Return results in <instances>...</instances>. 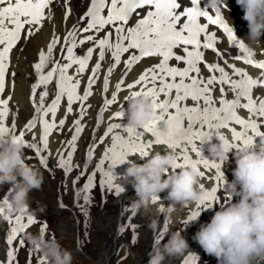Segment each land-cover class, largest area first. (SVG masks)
<instances>
[{"label": "snow or ice", "instance_id": "snow-or-ice-1", "mask_svg": "<svg viewBox=\"0 0 264 264\" xmlns=\"http://www.w3.org/2000/svg\"><path fill=\"white\" fill-rule=\"evenodd\" d=\"M50 3H52V0H0V46H3L0 47V93L5 90V74L8 71L9 52L17 41L21 39L22 31H26L29 35L32 34V29H26V25L40 24L45 16L44 10L49 7ZM67 4L68 0H64L61 7H67ZM190 4L191 6L182 9V5L178 0H110V3L109 0H91V7L85 13L86 16L90 17V22L86 21V28L83 31H91L93 29L99 31L105 25L115 26V43H110L107 38L99 39L98 41V48L100 49L99 59L101 61L104 60L105 50H108L111 52L113 60V63L108 67L107 75L103 78V91H108L109 77L112 75L116 65L121 63L122 54L129 53L128 58L124 62V68L129 71L141 57H162V60L155 67L147 69L135 82L126 85L129 90L135 89L136 85L142 86L139 91H131L132 98L148 95L156 101V108L159 110V114H157L154 121L143 128V131L150 133L151 137L145 139L142 131L126 129L121 123H109L107 131L103 133V137L113 134L111 136L112 143L104 150L99 163L103 166L105 160L110 162L107 170L104 171L101 168V171H104L109 190L115 188L117 195L122 193L124 188L118 183H111L117 178L113 169L117 165L124 164L128 155L133 153L148 155L153 144H163L167 145L169 149L177 151L179 154L178 166L202 164L206 169L215 170L217 173L215 177H207L214 181L215 186L207 190L206 201L215 200L217 199L216 193L222 182L223 173L219 163L210 162L204 158L202 151L204 146L213 137L220 135V129H227L229 121L232 120L235 121V124L242 126L241 131H237L235 127L230 129L234 141L241 142L246 147L252 145L254 139L253 136L249 135V130L254 134V137L264 138V131H261L260 124L255 119L246 121L238 116L235 111L237 108L247 109L254 117L264 118V99L257 101L252 95L254 86H264V71L260 73V78L254 79L247 73L241 72L239 68L228 65L232 67L233 75L243 77L240 80H235L229 76L224 67L216 63H208V71L219 73L218 77L216 75L208 77L190 75L191 73L199 74L201 72V69L197 66L198 62L205 59L204 52L201 49H212L215 51L216 33L209 31V25H216L218 29H222L223 33L227 35L228 41L239 52L246 54L245 56L237 55L235 59H243L245 64L254 65L260 70H264V60L256 61L253 59V52H249L244 43L237 39L233 28L225 22L220 10L215 11L213 16L209 13L206 6L201 7V0H190ZM146 6V12L141 15L138 10L145 9ZM105 7L108 8L106 17L101 14ZM182 17L186 18V20H182ZM201 17L206 20V23L201 24L198 22ZM49 18L51 17L49 16ZM130 20L133 22L131 26H129ZM117 22L120 23L117 24ZM77 31L78 25L74 24L72 30L65 37L66 42L70 43V46L66 49L68 63L60 65L58 61L52 60L53 48L59 43V39L54 36L52 42L48 45L47 53L41 51L39 62L34 64L39 82L32 86L33 96H35L36 89L40 88L41 84L50 83L54 74L59 73V93L52 100L50 106L46 109L44 107L45 99L49 95L47 88L40 92L39 100L36 102L35 111L37 114H42L43 116H48L49 113L52 114L51 123L47 119L42 121L43 134L39 142L42 143L43 147L39 146L35 135L28 140L25 139V131H20L17 134L14 121L10 128L5 125L4 121L9 111L8 99H0V143H5V138L9 135H11L13 141L23 140L25 147L34 151L35 158H38L39 163L45 168H49L48 156L41 155V153L47 151L50 132L57 127L62 129L65 125V119H60L59 125H57L55 120L56 109L61 97L67 94V113H72V105L76 101H87L92 95V85L95 83L101 68L100 63L95 64L92 69V77L88 80L87 89L84 91L83 96L77 95L76 90L80 87L79 82H72V77L67 75L68 69L72 68L73 65H79L78 72H84L93 53V49L88 48L87 54L83 58L77 57L74 49H76L78 43H84V41L76 40ZM201 34H204L203 44L201 43ZM108 36L111 37L112 32H109ZM87 39L92 41L94 38L89 36ZM189 45L193 46L192 50L187 47L183 48V53H186V55H177L174 52V49ZM130 50H138L139 54L130 52ZM61 51L63 52L64 49H61ZM173 58L176 61H183L187 66L183 69L170 67L169 61ZM49 63H55L57 67H53L45 75L44 69ZM225 64H227V61H225ZM126 74L127 72H125ZM12 75L14 76L15 73H12ZM166 77H171L172 82H167ZM177 78H180L178 83L175 82ZM185 78L190 82L186 83ZM157 81L160 82L158 87ZM124 84L123 79L115 84L116 92L111 94L110 99L104 100V109L102 111L117 102L116 93L122 90ZM217 85L220 86L218 89L220 106L213 107L215 102L211 93L217 89ZM225 85L230 86L229 90L235 93V97L231 100L224 98ZM173 89H175L174 98L165 99L161 97V93L164 94V97L173 95ZM242 97L246 99L247 103H241ZM125 99H128V97L126 96ZM186 100L197 102V104L192 107L182 106V102ZM170 109L175 110L174 114L169 112ZM165 113H168V115L165 116ZM124 115L123 110L114 113L116 118H123ZM83 116L84 112L81 110L80 118L73 121L74 134L70 140L64 142L70 150L65 153L62 149H58L56 152L55 167L63 169L65 174L71 173L74 168L78 169L81 167V164L73 163V156L76 152V143L84 131L82 126ZM35 127L36 123L35 119H33L27 123L25 130L30 132ZM114 129H122L127 136L114 134ZM152 137L155 139H152ZM100 143H104L103 138H100ZM234 145L236 146V144ZM95 147L96 136L93 134L92 143L87 146L86 158L94 154ZM190 153H195L196 156L200 157V160L193 162L192 157L189 155ZM48 155H51V153H48ZM83 169L84 171H81L73 179L74 186L88 170L86 159L83 163ZM97 174V172H92L91 175L87 176L88 183L85 185V189H76V191L86 190L93 183ZM205 177L206 174L202 171L201 178ZM103 183L104 181L101 182L102 186ZM201 186L206 189V185L203 183H201ZM226 195L230 197L227 192ZM84 199L87 202L88 198L85 197ZM8 202V197H4L0 201V214L8 212V209L5 208ZM201 205H205V201L197 205L196 208L199 209ZM61 206L63 207L64 205ZM77 207L83 213L84 205L77 204ZM26 212L27 209L14 218V225L7 234L8 245H13V242L17 240L18 233L25 230L23 220ZM198 215L199 211H192L189 220ZM8 219L7 217L6 220ZM34 223V218L30 215L27 216V225ZM40 231H43V229H40ZM160 235L163 236V232ZM18 243L23 246L24 240L20 239ZM39 248V245H37V250ZM15 259L16 255L12 250H9L7 252L8 264H12ZM39 264H47V258L42 257Z\"/></svg>", "mask_w": 264, "mask_h": 264}, {"label": "bare ground", "instance_id": "bare-ground-1", "mask_svg": "<svg viewBox=\"0 0 264 264\" xmlns=\"http://www.w3.org/2000/svg\"><path fill=\"white\" fill-rule=\"evenodd\" d=\"M63 3L64 0H52L49 7L44 10L45 16L41 23L38 25H30L28 27L32 29V34L29 35L25 31L21 45L17 49L13 58L11 72L7 80L8 85L4 92L0 93V99H8L9 111L8 116L4 121L5 125L10 128L14 121L18 134L20 131H25L24 128L30 120L35 119L36 127L30 132L25 131V139L30 140L35 135L40 147H43L42 143L39 142L40 137H42L43 134L42 121L47 119L51 123L52 114L49 113L48 116H43L42 114H37L35 111L36 102L39 100V94L45 88L42 86L37 88L36 94L33 96L32 86L33 84L39 82V77L36 75L34 64L39 62V54L41 51L47 53L48 45L52 42L53 37L62 35L86 6V4L84 5L83 3H79L77 0H68L67 7H61V4ZM228 7L236 15H243L240 8L236 5L235 0H228ZM49 16L51 18H49ZM115 35V31L112 32L111 37H109L107 33L103 36V39L107 38L110 43H115ZM99 51L100 49H98L92 64L87 70H84V72L80 73L72 70L77 74L76 76L72 74V71L67 72V75L72 77V81H74V83L79 82L80 87L76 90V94L83 96L84 91L87 89L88 80L92 77V69L95 67L96 63L101 64L98 76L95 83L92 85V95L87 101H76L72 105L73 112L67 113V98L61 99V103L56 109L55 120L57 125H59V120L65 119V125L62 129L57 127L50 132L47 151L41 153V155L48 156L49 168L43 167L39 163V159L35 158L34 151L32 149L30 151L31 155L29 163L40 169L43 173L44 181L39 190H34L30 193V208L27 209L26 213H24L23 220V223H25V230L18 233L17 240H15L13 244H15V247L19 246L18 241L20 238L27 241L26 236L29 233L38 235V232H40L41 229L38 227V221L40 222L41 218L48 217L55 220L56 213L59 212V210H64L65 214H69V221L65 222L62 219L59 220L57 222V231L63 233L64 235H68L71 242L72 240H75L76 235L83 228V225L88 223V220H90L91 225L94 227V233L90 236H92V240H95V243H93L92 246L82 244L78 245L77 248H71L73 255L89 257L92 260L91 264H111V257L117 253L116 251L122 250L131 258L135 259L138 257L139 261L143 263L142 261L144 255H147V253L152 254L156 249L162 248L171 233L180 230V228L185 226L187 223L192 222L193 224H196V227L194 230H187L189 234L186 239L191 236L189 248L182 255H176L181 260V264H187V260L184 262L187 257H192L194 254L201 253L199 250L200 246L192 240V236L198 230L199 224L209 221L214 211L218 210V206L221 203H228L230 199L229 195H226V192L229 193L227 188V179L229 181L232 179L231 169L235 166L234 162L230 160L229 166L221 168L223 177L216 193L217 199L205 201V205L210 206L201 205V207L197 209L196 205H177L175 211L171 213L170 219L166 208L168 201L164 200V197L167 195L166 192L161 193V200L158 201V205L153 207L150 213L146 214L142 209H138L136 207L134 202V190L131 185L126 184L122 177L123 175L119 177L117 174L120 165H117L115 169H113L117 178L111 181V183H118L124 188V191L117 195L115 188L109 190V185L104 176V171L107 170V166L110 162L105 160L104 165L101 166L99 161L104 150L111 145V136L113 134L103 137V133L107 131L109 123H121L125 127V115L123 118H116L114 113L120 110H123L125 113L127 102L132 98L131 91H139L142 87L141 85H136L135 89L129 90L126 85L128 83L135 82L139 76L149 68V65L155 61H150L147 64H141L137 69L126 75L125 68L113 71L112 75L109 77L108 91L105 92L103 91V78L107 75V70L110 66L109 57L111 52L105 50V58L101 61L99 59ZM62 57V54L58 51H52V60L58 61L60 65L66 64L61 61ZM49 67H57V64H47L44 72ZM170 67H178L180 69L184 68L183 66ZM12 73H15V75L13 76ZM121 79L124 80L125 84L122 86V90L116 93L117 102L102 111V109H104V100L110 99L111 94L116 92L115 84ZM179 79L180 78H177L175 82L178 83ZM166 80L167 82H172L171 77H166ZM185 82L189 83L190 81L185 78ZM156 83L158 87L160 82L157 81ZM48 91L49 95L46 97L44 104L45 109L50 106L52 100L55 99L56 96L54 89L50 88ZM174 93L175 89H173V95L171 96L164 97L163 93L160 95L165 99H169L174 98ZM126 96L128 99H125ZM224 98L230 100V98ZM214 102L213 107L220 106L219 98H215ZM196 104L197 102L188 100L182 102V106L188 107L195 106ZM81 110L84 112L82 120L84 131L81 133L80 139L76 143V152L73 156V163H79L81 164V167L78 169L74 168L71 173L65 174L63 169L55 167L56 152L58 149H62L65 153L70 150L64 142L70 140L71 136L74 134L73 121L74 119L80 118ZM169 112L174 114L175 110L170 109ZM157 114H159L158 109ZM167 115L168 113H165V116ZM93 134L96 136L95 151L91 157L86 158L87 146L92 143ZM114 134L124 135L125 137L127 136L123 130L122 133H120L119 130L114 129ZM143 136L145 139H148L151 137V134L143 132ZM100 138L104 139L103 144L100 143ZM254 140H257V144L260 142L259 139L254 138ZM165 149L169 148L166 146ZM153 151L156 150H152L151 152L149 151V154ZM48 153H51V155H48ZM193 154L194 153H190L189 155L192 157L193 162H196L199 158ZM85 159L87 160V164L90 169L97 167H99L100 171L101 168L104 169V171H101L99 175L98 184H95V190H89L90 196L86 194L87 190L79 192L76 191V189H85L82 182L79 183L78 181L75 186L73 185V179L81 171H84L83 163ZM127 159L135 158L127 156L126 160ZM216 175L217 173L209 174L206 175L203 180L200 179L201 183L206 185V189H204L206 192L215 186L214 181L208 179L207 177H215ZM102 181H104L103 186L101 185ZM53 187L55 188L53 189ZM52 191H54L55 194ZM97 191L101 194L103 201L102 204L98 201L99 205L101 207H106L107 209L93 212L92 209L93 205L96 203V199L92 196H95ZM4 197H8L9 200L11 198V190L7 186L0 188V201H2ZM85 197L88 198L87 202L84 199ZM216 200L218 202L217 209H215L213 203ZM77 204L84 205L83 213L77 207ZM61 205L64 206L62 207ZM161 207H163V211L160 210ZM192 211H199V215L189 220V216ZM18 215H21V213L6 212L5 214H0V216H7L9 218L8 220H0V244L7 239V234L14 225V218ZM29 215L32 216L35 221L32 225H27V216ZM152 220L158 221L156 231H153L148 227ZM127 222L139 228V230H137L138 228L136 229L137 234L139 235V238H142L141 243L146 245V248L140 253L137 251L135 252L132 248H129L127 243L119 237L118 231L120 230V227ZM161 232H163V236L160 235ZM2 248L0 249V258L5 257L7 252L12 250L11 248ZM166 261H168V259H164L163 263Z\"/></svg>", "mask_w": 264, "mask_h": 264}, {"label": "clouds", "instance_id": "clouds-1", "mask_svg": "<svg viewBox=\"0 0 264 264\" xmlns=\"http://www.w3.org/2000/svg\"><path fill=\"white\" fill-rule=\"evenodd\" d=\"M235 3L247 29L241 39L247 50L254 52L264 44V0ZM206 4L214 12L228 9V0H206ZM156 116V101L148 95L136 96L127 102L125 128H145ZM206 151L209 159L227 164L231 154L235 166L231 169L232 179H227L230 199L218 206L209 221L199 224L192 240L216 264H264V139L256 146L237 147L229 135L221 133L215 142L206 144ZM178 159L176 151L164 149L126 160L128 166L122 177L134 190L138 209L150 213L165 192L169 219L177 205L197 206L206 201L201 168L194 164L178 166ZM43 181L40 169L27 162L23 140L10 138L0 143V188L7 186L11 190L5 205L9 213L29 209L30 193L39 190ZM6 219L0 216V220ZM157 225L158 221L152 220L148 227L156 231ZM181 233H171L162 248L150 255L148 264H163L167 256L182 255L189 243ZM26 239L34 248L39 245L49 264H74L72 251L60 240L31 233Z\"/></svg>", "mask_w": 264, "mask_h": 264}, {"label": "rangeland", "instance_id": "rangeland-1", "mask_svg": "<svg viewBox=\"0 0 264 264\" xmlns=\"http://www.w3.org/2000/svg\"><path fill=\"white\" fill-rule=\"evenodd\" d=\"M92 169H96V168H92ZM100 171V169H99ZM92 172H97V176L99 175L98 170H90L88 169L85 173V175L81 176L79 179V182H83V186L85 188V185L88 183L87 181V176L91 175ZM101 173V171H100ZM99 179V177H98ZM98 179L96 181V185L98 184ZM95 180H93V184L95 183ZM90 186L89 185L87 187L86 190H90ZM94 187V185H92ZM55 187H53L54 189ZM54 194L55 192L52 191ZM98 198V199H97ZM95 198L96 199V203L93 205V212H97L98 210H103V209H107L106 207H101L99 205V202H102V197L100 195V193L98 194V197ZM63 220L65 222L69 221V214H65L64 212H57L56 214V219L52 220L51 218L48 217H44L40 219V222L38 221L39 225L38 227H40L41 229H43V231L38 232V234H43L45 235L46 238H52V239H58L60 240V242L62 243V245L66 248H68L69 250H71V248H77L78 245H87V246H92L93 243H95V240H92L90 236L91 234L94 233V227L91 225L90 220H88V223H85L83 225V228L79 231V233L76 235L75 240H70L68 235H64L61 232L57 231V222L59 220ZM44 223V224H41ZM187 223L185 226H183L179 231H181L183 236H186V234L184 233L185 229L186 231L189 230L191 231V229H194V225ZM193 224V223H192ZM190 225V226H189ZM187 226V227H186ZM138 227L133 226V224L131 223H124L123 226L120 227L119 232V237L125 241V243H127L129 248L134 249V251L136 252H141L142 250H144L146 248V245L141 243L142 238H139V235L137 234V229ZM178 228V227H177ZM185 228V229H184ZM139 230V228L137 229ZM80 234V235H79ZM189 234V233H188ZM79 235V238H78ZM22 239V238H20ZM19 239V240H20ZM187 240V239H186ZM7 243V239L4 240L3 242H1L0 244V249H8L11 248L12 251L14 252V254L18 253V249H20V253L18 255H16V259L14 261H12V264H39L40 259L43 257L42 253H41V249L39 248V250H37V247H33L28 240L25 241L24 240V244L23 246H18L17 249L14 250L12 248V246L14 245H8ZM190 243V242H188ZM2 245V246H1ZM97 245V242H96ZM22 247V249H21ZM201 251V253L198 254H194L192 255V257H187L184 262L187 260V264H216V260L213 257H210L208 255H206L203 250L199 249ZM117 253H115L110 260L111 264H148V258L150 257L151 254L147 253V255H144L143 257V263H141L139 261V258H131L130 256L127 255V253H125L122 250H118L116 251ZM200 254V255H199ZM196 255V256H195ZM74 256V264H91L92 260L89 257H81V256ZM177 257V258H176ZM147 258V259H146ZM134 259V260H133ZM165 259H168V261H166L163 264H181V260L178 258V256H167ZM148 260V261H147ZM192 261V262H191ZM183 262V263H184ZM0 264H8L7 261V255L3 258L0 259ZM47 264H49V261L47 260Z\"/></svg>", "mask_w": 264, "mask_h": 264}]
</instances>
